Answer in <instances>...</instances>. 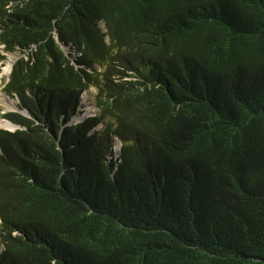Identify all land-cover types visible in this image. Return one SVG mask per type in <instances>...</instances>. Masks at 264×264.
Instances as JSON below:
<instances>
[{"label":"trees","instance_id":"trees-1","mask_svg":"<svg viewBox=\"0 0 264 264\" xmlns=\"http://www.w3.org/2000/svg\"><path fill=\"white\" fill-rule=\"evenodd\" d=\"M3 53L0 264H264V0H0Z\"/></svg>","mask_w":264,"mask_h":264},{"label":"rangeland","instance_id":"rangeland-1","mask_svg":"<svg viewBox=\"0 0 264 264\" xmlns=\"http://www.w3.org/2000/svg\"><path fill=\"white\" fill-rule=\"evenodd\" d=\"M3 55H5L6 59L0 60V117H1V114H3L4 112L16 110L15 100L8 97L7 95H5V93L1 91L2 85L4 81L6 80L7 75L10 71V66L15 58V54L3 53ZM91 91L92 90L90 89L89 91L85 92L82 95V108L80 109V111H82V115L80 117H75L74 118L75 122L79 121L80 118L83 116H88L90 114H93L94 107L91 104V99H92ZM0 127L3 128V126H0ZM4 128H7V127H4ZM8 128H11V126Z\"/></svg>","mask_w":264,"mask_h":264},{"label":"water","instance_id":"water-1","mask_svg":"<svg viewBox=\"0 0 264 264\" xmlns=\"http://www.w3.org/2000/svg\"><path fill=\"white\" fill-rule=\"evenodd\" d=\"M9 72H10V71H9ZM22 113L25 114V115H27L25 112H22ZM0 120H6V119H3V118L0 117ZM6 121H8V120H6ZM8 123L11 124L12 127H11V128H3V129L13 131V130H15V129L18 128V126L14 125V124L11 123L10 121H8ZM0 128H2V127H0Z\"/></svg>","mask_w":264,"mask_h":264},{"label":"bare ground","instance_id":"bare-ground-1","mask_svg":"<svg viewBox=\"0 0 264 264\" xmlns=\"http://www.w3.org/2000/svg\"><path fill=\"white\" fill-rule=\"evenodd\" d=\"M0 126H3V128H4V127H7V128H8V127H10V126L12 127V125L9 124L8 121H6V120H3V121L0 120Z\"/></svg>","mask_w":264,"mask_h":264}]
</instances>
